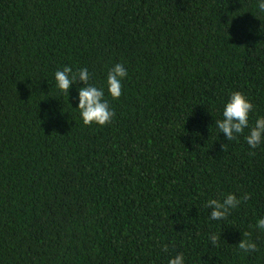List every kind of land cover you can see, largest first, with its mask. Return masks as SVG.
Here are the masks:
<instances>
[{
  "label": "trees",
  "instance_id": "obj_1",
  "mask_svg": "<svg viewBox=\"0 0 264 264\" xmlns=\"http://www.w3.org/2000/svg\"><path fill=\"white\" fill-rule=\"evenodd\" d=\"M117 62L113 119L84 125L54 72L100 87ZM233 91L264 115L256 0H0V264H264V142L215 124Z\"/></svg>",
  "mask_w": 264,
  "mask_h": 264
},
{
  "label": "clouds",
  "instance_id": "obj_2",
  "mask_svg": "<svg viewBox=\"0 0 264 264\" xmlns=\"http://www.w3.org/2000/svg\"><path fill=\"white\" fill-rule=\"evenodd\" d=\"M259 12L264 13V0H256ZM127 76V69L123 63H114L107 71L104 85L98 87L95 83H90L91 74L87 68H80L74 71L69 66L57 69L53 74L54 87L59 92L67 95L70 86L79 81L81 86L77 87L75 97V109H78L79 119L84 125L96 124L104 126L110 123L114 117V111L109 107L105 93L112 98L121 96L122 81ZM73 108V107H72ZM254 111L252 102L240 91H233L223 102L219 119H216L218 133H223L226 140L235 139L239 134H244V140L250 149H255L264 142V115H257L254 122L250 124L249 116ZM247 193L242 197L229 192L222 200L208 199L205 207L208 209L209 219L214 221L224 220L231 210L238 207L241 199L246 200ZM255 227L264 230V215H260L255 222ZM210 246L217 245L220 236L215 232H210L207 237ZM240 250L251 252L256 249V245L249 239H240L237 243ZM167 264H186L182 253L171 256Z\"/></svg>",
  "mask_w": 264,
  "mask_h": 264
}]
</instances>
